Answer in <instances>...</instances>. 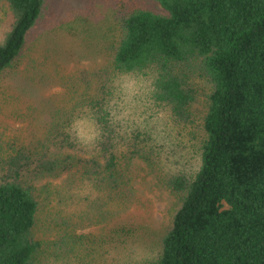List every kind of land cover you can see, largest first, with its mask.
Masks as SVG:
<instances>
[{
    "label": "trees",
    "instance_id": "obj_1",
    "mask_svg": "<svg viewBox=\"0 0 264 264\" xmlns=\"http://www.w3.org/2000/svg\"><path fill=\"white\" fill-rule=\"evenodd\" d=\"M2 1L0 72L20 57L47 7L46 0ZM147 1L159 12L135 7L123 15L109 64L90 75L93 83L82 81L70 118L48 128L24 169L0 180V264H41L32 183L39 176L64 173L76 197L87 180L107 202L130 201L129 166L147 156L141 131L121 120L122 79L142 76L149 106L178 125L193 101L189 68L208 86L194 153L188 168L156 176L174 203L153 256L141 264H264V0ZM116 231L122 244L129 230Z\"/></svg>",
    "mask_w": 264,
    "mask_h": 264
},
{
    "label": "rangeland",
    "instance_id": "obj_2",
    "mask_svg": "<svg viewBox=\"0 0 264 264\" xmlns=\"http://www.w3.org/2000/svg\"><path fill=\"white\" fill-rule=\"evenodd\" d=\"M46 5L27 33L20 57L0 72V180L14 167L24 169L48 128L70 118L82 81L93 83L90 75L109 64L123 15L135 7L159 12L147 0H46ZM7 21V7L0 0V34ZM189 69L183 72L191 81L193 101L188 120L178 125L157 111L161 108L149 106L142 76L122 79L121 120L133 132L141 131L147 156L129 166L132 196L125 206L107 202L87 180L79 190L84 198L76 197L64 173L32 181L39 199L34 236L41 244V264H141L153 256L174 203L156 176L190 166L191 138L198 132L208 91L198 71ZM77 123L80 137L89 141L91 132L81 119ZM64 130L69 133L70 127L64 125ZM119 226L129 230L122 244L117 242L123 238L116 231Z\"/></svg>",
    "mask_w": 264,
    "mask_h": 264
}]
</instances>
